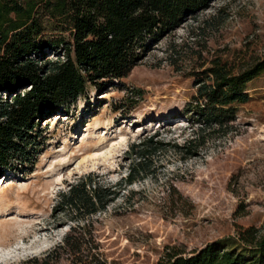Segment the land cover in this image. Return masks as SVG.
Masks as SVG:
<instances>
[{"label": "rangeland", "instance_id": "1", "mask_svg": "<svg viewBox=\"0 0 264 264\" xmlns=\"http://www.w3.org/2000/svg\"><path fill=\"white\" fill-rule=\"evenodd\" d=\"M262 60L264 0H213L115 87L92 88L67 115L43 120L32 163L0 177V264H159L250 226L263 235L264 71L225 135L207 129L195 154L179 150L196 127L185 106L199 74L214 64L236 74ZM124 97L131 106L116 110ZM153 133L166 145L155 173L79 222L54 209L83 174L114 185L127 174L130 144Z\"/></svg>", "mask_w": 264, "mask_h": 264}, {"label": "trees", "instance_id": "2", "mask_svg": "<svg viewBox=\"0 0 264 264\" xmlns=\"http://www.w3.org/2000/svg\"><path fill=\"white\" fill-rule=\"evenodd\" d=\"M211 1L0 0V176L32 163L45 118L67 115L92 88L115 87L153 44ZM262 71L263 60L236 74L220 64L204 69L185 106L196 127L179 150L195 154L207 129L225 135L237 104L249 98L247 84ZM156 136L130 144L127 174L114 185L83 174L58 193L54 209L76 222L104 210L127 184L155 173L166 148ZM159 264H264V234L250 226L190 254L168 253Z\"/></svg>", "mask_w": 264, "mask_h": 264}, {"label": "bare ground", "instance_id": "3", "mask_svg": "<svg viewBox=\"0 0 264 264\" xmlns=\"http://www.w3.org/2000/svg\"><path fill=\"white\" fill-rule=\"evenodd\" d=\"M55 116L58 117V115H55ZM55 116H53V117H55ZM59 117H61V115H60ZM51 118H52V117H51ZM51 118H47V120H49V119H51ZM59 119H60V118H59ZM123 138H124V137L120 136V137H119V140L122 141ZM1 178H2V177H1ZM5 180H6V178H5ZM1 184H3V182H2Z\"/></svg>", "mask_w": 264, "mask_h": 264}, {"label": "water", "instance_id": "4", "mask_svg": "<svg viewBox=\"0 0 264 264\" xmlns=\"http://www.w3.org/2000/svg\"><path fill=\"white\" fill-rule=\"evenodd\" d=\"M47 118H49V117H47ZM46 119V118H45ZM1 177V176H0Z\"/></svg>", "mask_w": 264, "mask_h": 264}]
</instances>
